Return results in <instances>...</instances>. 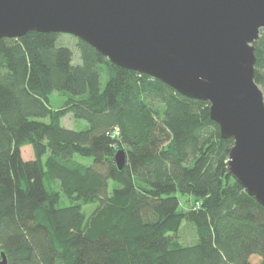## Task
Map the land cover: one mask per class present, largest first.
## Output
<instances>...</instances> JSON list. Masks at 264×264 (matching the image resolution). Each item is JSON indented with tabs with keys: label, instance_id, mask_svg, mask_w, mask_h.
Instances as JSON below:
<instances>
[{
	"label": "trees",
	"instance_id": "16d2710c",
	"mask_svg": "<svg viewBox=\"0 0 264 264\" xmlns=\"http://www.w3.org/2000/svg\"><path fill=\"white\" fill-rule=\"evenodd\" d=\"M63 34L0 38V260L4 252L7 264H264V207L230 173L234 141L221 136L209 102L79 38L75 61ZM254 46L264 91V30ZM53 92L67 95L58 108ZM68 113L88 127L63 126ZM63 195L72 202L59 205ZM184 221L193 243L180 239Z\"/></svg>",
	"mask_w": 264,
	"mask_h": 264
},
{
	"label": "water",
	"instance_id": "95a60500",
	"mask_svg": "<svg viewBox=\"0 0 264 264\" xmlns=\"http://www.w3.org/2000/svg\"><path fill=\"white\" fill-rule=\"evenodd\" d=\"M71 34L112 63L210 104L228 168L264 207V91L255 46L264 0H0V38ZM123 170L127 151H116ZM0 264H7L2 252Z\"/></svg>",
	"mask_w": 264,
	"mask_h": 264
},
{
	"label": "rangeland",
	"instance_id": "374dc122",
	"mask_svg": "<svg viewBox=\"0 0 264 264\" xmlns=\"http://www.w3.org/2000/svg\"><path fill=\"white\" fill-rule=\"evenodd\" d=\"M60 40L62 43H65L69 46H71L75 51V61L79 60V51H78V45H77V37L70 35V34H63L60 36ZM109 78V75L106 73L105 70L101 71V86L104 87L107 80ZM67 99V95L63 94L61 92H53L50 95V101L51 105L54 108L60 107L64 101ZM47 120V119H45ZM61 124L65 127L80 130V129H86L89 125L88 121L81 118H76L72 113H68L61 119ZM22 154L24 159L29 160L34 158V152L32 145H25L22 148ZM87 163H91V159L87 158L85 159ZM111 190L114 187V182H111ZM177 196L181 200V204L183 208H188L190 206V202H187V196L182 194L181 192H177ZM72 202V200L66 196H62L61 200L59 202V205H68ZM96 207L95 203L86 204L83 206V209L87 214H89L94 208ZM194 225L192 223H189L187 221L183 222V225L180 229L179 235L180 239L183 243L190 244L193 243L194 239L196 240V233H194ZM193 241V242H192ZM259 257L253 256L252 262L253 264H259Z\"/></svg>",
	"mask_w": 264,
	"mask_h": 264
},
{
	"label": "built area",
	"instance_id": "2783aa9c",
	"mask_svg": "<svg viewBox=\"0 0 264 264\" xmlns=\"http://www.w3.org/2000/svg\"><path fill=\"white\" fill-rule=\"evenodd\" d=\"M115 133H116V134H119V132H118V131H116Z\"/></svg>",
	"mask_w": 264,
	"mask_h": 264
}]
</instances>
